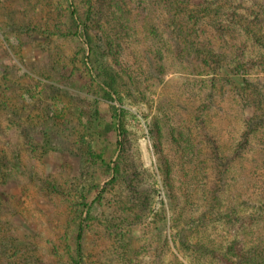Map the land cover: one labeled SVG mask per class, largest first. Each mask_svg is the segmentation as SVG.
<instances>
[{
  "label": "rangeland",
  "instance_id": "1",
  "mask_svg": "<svg viewBox=\"0 0 264 264\" xmlns=\"http://www.w3.org/2000/svg\"><path fill=\"white\" fill-rule=\"evenodd\" d=\"M163 1L72 0L81 21L89 19L88 52L66 38L65 0H0V264H70L81 204L95 193L85 264H222L218 255L193 262L179 229L204 216V231L192 230L190 241L219 249L236 231L235 223L213 222L221 214L262 212L264 133L218 170L223 177L207 171L212 148L203 134L212 132L231 156L241 133L239 99L210 75L215 64L203 52L182 46L177 54L184 40L165 25ZM229 1L264 10V0ZM238 13L242 25L251 19ZM209 21L197 24L201 41L209 36L234 64L256 60L231 66V75L251 83L250 97L264 96L260 47L237 26L223 34L215 22L210 31ZM100 63L120 77L112 101L98 86ZM189 139L197 150L186 149ZM240 238L264 242V220L250 222Z\"/></svg>",
  "mask_w": 264,
  "mask_h": 264
},
{
  "label": "trees",
  "instance_id": "2",
  "mask_svg": "<svg viewBox=\"0 0 264 264\" xmlns=\"http://www.w3.org/2000/svg\"><path fill=\"white\" fill-rule=\"evenodd\" d=\"M65 1L68 4L69 12V26L66 38L76 40L80 42V45L84 50H87L88 52L92 51L94 48L93 37L91 29L88 26V17L81 21L78 10L74 7L72 0ZM219 1L220 0H164L162 4L165 7V12H163L165 25L168 24L169 27H172L171 32L178 42L184 40V45H178L177 54L184 53L183 50L185 48L182 49V46H187L190 52H203L204 56L207 55L212 59L210 63L215 64L211 69L212 71H210V75L216 76L224 87H232L239 99L238 104L242 111L241 133L237 144L231 151V156L222 153L212 132L206 131L203 134L206 136L205 139L210 145L209 148H212L211 151L208 150V155H206L210 162L208 170H206L216 178H220L218 176H224V173L218 170H226L230 167V162H232V160L247 153L250 141L254 135L264 133V96L261 95V92L254 91L256 96L250 97V95H248L250 94L249 91L253 89L249 87L251 83L244 78L235 80L233 79L235 75H231V66L237 65V69L241 70L243 63H249L251 66H254L256 60H242L234 64V61L229 58L230 56L227 58L226 54H222L221 56L217 55L219 54L217 52L218 50L215 52V49L211 44L212 40L209 36L206 41H201L202 35L198 34V30L202 28V26L197 25L201 19L209 18V30L212 31L214 23L216 22L219 26V30L216 28V31L223 32V34H226L231 26L232 28L237 26L239 28V33L241 35H246L248 40H251L254 45L259 46L264 54V10L260 11L259 9H256L255 11L254 6L244 8L240 3L237 6H233L232 2L229 0H222L223 3L221 5ZM238 1L239 0L236 2ZM170 11H173L174 14L171 15L167 13ZM240 11L250 15L251 18L245 19L243 25L242 21H238L243 18V15L238 13ZM220 16H223V23L218 21ZM201 33L203 34V32ZM110 49V46H107L105 49L108 56ZM101 56H103L102 59L106 58V55L103 53H101ZM88 60L90 62V58ZM110 68L109 65L100 63L101 71L97 74V82L107 100L112 101L113 96L117 92L116 88L120 77L117 73L111 71ZM197 124L198 122L195 126ZM193 135L194 134H192L191 137ZM197 135H201V133H196V136ZM190 143L191 139L186 143V149L189 151L197 150V144L193 145L192 143V145H189ZM233 156L235 158H233ZM169 168V165L164 167L163 181H168L170 179V174L172 172ZM107 169H109L110 174L112 172L117 174L119 167L118 165H115V167H110V165H108ZM214 187L212 200L214 203H217L218 198H220L218 194L221 189L218 185H214ZM99 199L100 194L95 193L89 199H84L81 204L80 214L74 228L75 237L70 264H85L83 242L86 225L90 222L93 209ZM190 220V222H187L188 224L186 223L185 227L179 229L176 236L181 247L191 251L193 262H200L204 259L209 261V259H214L216 255H218L222 260V264H264V242L252 240L250 243L248 242L246 244L244 239L240 238V234H242L244 228H246L250 222L264 220V208L262 209V212L257 214L252 213L250 215L238 214L234 210L232 212L221 214L218 219L213 221L219 222L225 227L235 223V236L232 241H229L222 246L224 247L223 249H220L222 248L221 245H217L219 246V249H215V247H212L210 244L208 245L207 242H198L193 239L190 241L192 230L202 229V227H206L207 224L204 216L201 215ZM236 237L237 239H235ZM164 246L167 247V241L165 239L161 242L159 250L163 249ZM217 250H220V252ZM160 252H162V250ZM203 262L205 263V261Z\"/></svg>",
  "mask_w": 264,
  "mask_h": 264
}]
</instances>
